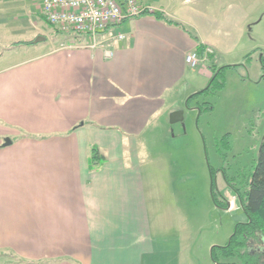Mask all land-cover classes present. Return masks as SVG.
I'll return each instance as SVG.
<instances>
[{
    "label": "crops",
    "instance_id": "crops-1",
    "mask_svg": "<svg viewBox=\"0 0 264 264\" xmlns=\"http://www.w3.org/2000/svg\"><path fill=\"white\" fill-rule=\"evenodd\" d=\"M138 1L179 24L128 17L92 48L88 36L54 28L41 0H0V36L33 20L61 34L39 29L45 38L23 44L18 60L0 59V264H201V248L216 243L209 235L203 246L189 174L162 145L185 141L175 123L199 111L187 98L215 67L262 64L264 0ZM211 47L197 69L187 64L190 50ZM179 109L183 119L172 121ZM221 174L232 191L221 169L216 182ZM237 198L220 207L243 208Z\"/></svg>",
    "mask_w": 264,
    "mask_h": 264
},
{
    "label": "rangeland",
    "instance_id": "rangeland-1",
    "mask_svg": "<svg viewBox=\"0 0 264 264\" xmlns=\"http://www.w3.org/2000/svg\"><path fill=\"white\" fill-rule=\"evenodd\" d=\"M261 17L263 19L261 32L255 39L257 46L255 58L261 54L264 57V8L261 10ZM42 23L34 27V20L25 21L19 26L25 31L2 32L0 52L4 57H7H0V59L10 62L18 60L22 56L20 54L22 49H25L23 43L19 41L31 36L32 32L35 34L33 40L38 36H44L38 32L39 29L43 31L44 28H47V36L59 41L61 34H53L47 25ZM71 43L64 41L63 45ZM240 63L245 66V61ZM255 63L256 61L252 63L249 71L238 63H235L238 65L226 69L223 89L201 94L190 102V108L206 101L213 105V109H205L202 113H199L198 110L186 109L183 121L175 123L179 124L175 126L177 138L179 139L180 135L186 132L185 141L180 139L176 142L177 146L173 145L174 142L168 147L162 145L163 149H174L172 150L173 162H176L175 168L182 176L185 173L189 174L186 183L192 187L190 195L192 196L194 215L197 212L201 220L203 246L209 235H212L209 238L216 241L214 245L227 243L235 230L236 223L247 219L242 207L226 211L223 209L226 207L221 208L214 203L211 195L209 165L217 174L219 173L217 169L222 167L227 174L234 175L235 182L242 191L247 187L245 179L251 173L252 163L257 159L259 146L264 136V77L262 76L264 75V66ZM259 69L261 72L257 79L256 75ZM204 79L206 78L204 77ZM170 133L172 134L171 129ZM216 138L218 139V153L215 148ZM217 177L216 189L219 187L223 192L225 183H223L222 174ZM230 189L232 191L223 192V194H226L228 201L232 203L230 206L235 207L238 195L231 187ZM214 234H216L215 237H213ZM200 254L203 258L201 264H214L210 249L207 251L206 245L203 250L201 248ZM229 260H237V258L231 257Z\"/></svg>",
    "mask_w": 264,
    "mask_h": 264
},
{
    "label": "trees",
    "instance_id": "trees-1",
    "mask_svg": "<svg viewBox=\"0 0 264 264\" xmlns=\"http://www.w3.org/2000/svg\"><path fill=\"white\" fill-rule=\"evenodd\" d=\"M154 13L158 18H165L170 23H177L168 19L164 13L158 11H148L146 13ZM79 35V34H78ZM31 41H20L23 44H32ZM251 56V53H247ZM264 66V57L262 58ZM238 65V64H235ZM231 64H223L214 68L210 83L199 90L192 93L187 98V105H191V100L199 97L201 94L210 93L213 90H221L225 86V70L229 67L235 66ZM241 65V63L239 64ZM264 77V75H262ZM198 105L199 113L205 109H213V105L209 102L203 101ZM260 149L257 156L252 163V169L249 176L245 179L247 187L242 191L235 182L236 177L229 175L224 168L217 170L223 171L224 178L227 184L238 195L241 205L246 213V221L237 222L235 230L231 234L229 240L225 244L213 245L211 247V256L214 264H264V136L260 143ZM93 157L102 159L104 155L99 154L97 146H93ZM211 172V195L216 205L228 208V198L223 194L222 190L217 187L216 171L209 165ZM231 257L237 260H229Z\"/></svg>",
    "mask_w": 264,
    "mask_h": 264
},
{
    "label": "built area",
    "instance_id": "built-area-1",
    "mask_svg": "<svg viewBox=\"0 0 264 264\" xmlns=\"http://www.w3.org/2000/svg\"><path fill=\"white\" fill-rule=\"evenodd\" d=\"M41 13L54 28L63 33L74 32L91 38L90 47L104 46L99 36L111 26H117L128 17L140 16L152 9L143 6L138 0H41ZM119 38L124 35L119 33ZM213 48H207L204 56L197 50H190L186 62L197 69L202 62L209 60ZM112 56V50H106Z\"/></svg>",
    "mask_w": 264,
    "mask_h": 264
},
{
    "label": "water",
    "instance_id": "water-1",
    "mask_svg": "<svg viewBox=\"0 0 264 264\" xmlns=\"http://www.w3.org/2000/svg\"><path fill=\"white\" fill-rule=\"evenodd\" d=\"M44 38H45L44 36H38V37H36V39L34 41L35 42L40 41ZM170 116H171L172 121H178L179 119H183V110L179 109L178 111H174L170 114ZM10 142H11V139L6 138V143H10ZM216 264H219V263H216Z\"/></svg>",
    "mask_w": 264,
    "mask_h": 264
}]
</instances>
